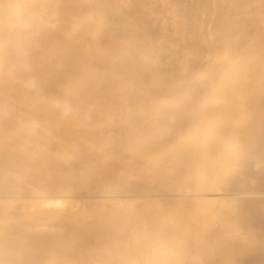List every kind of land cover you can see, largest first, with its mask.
I'll return each instance as SVG.
<instances>
[{
	"label": "bare ground",
	"instance_id": "1",
	"mask_svg": "<svg viewBox=\"0 0 264 264\" xmlns=\"http://www.w3.org/2000/svg\"><path fill=\"white\" fill-rule=\"evenodd\" d=\"M0 142V206L161 209L37 232L0 210V264H264V0H0ZM217 198L213 250L188 213Z\"/></svg>",
	"mask_w": 264,
	"mask_h": 264
},
{
	"label": "rangeland",
	"instance_id": "2",
	"mask_svg": "<svg viewBox=\"0 0 264 264\" xmlns=\"http://www.w3.org/2000/svg\"><path fill=\"white\" fill-rule=\"evenodd\" d=\"M0 145L2 143L0 142ZM3 146V145H2ZM160 159L159 157L157 158ZM100 168H104L106 163V159H99ZM102 160V161H101ZM67 194L76 195L78 192L75 187H68ZM160 202H150L148 201L146 204L142 203H130L128 207H116L114 210L116 213H110L109 211L103 210L101 207H87L85 205L81 206L76 212L73 214L69 212L68 209L63 205H58V209L49 208V205H39L37 203L29 205V204H21L16 199L3 202L0 206V210L3 211L5 219L4 222L7 223L10 227H15L16 229H26L31 232H37L45 227L46 222L55 219H62L66 221H73L80 217H100L103 220H114L118 217H122L124 215H130L135 213H141L144 210H154L152 215L158 217V212L160 209ZM99 206V205H98ZM103 206V205H100ZM235 205L233 202L221 201L220 198L216 200H212L209 202H204L199 205H192L191 209L188 213V221L191 226V234L194 235V239L200 243H209L206 244L207 248L215 249V241L214 237L218 231V229L225 222L228 221L229 217L224 215V212L228 209H232ZM4 233L3 231L0 234ZM4 255L0 254V258ZM7 257V256H5ZM9 256L6 258L4 264H9ZM86 258L80 256L78 258L77 264H82Z\"/></svg>",
	"mask_w": 264,
	"mask_h": 264
},
{
	"label": "clouds",
	"instance_id": "3",
	"mask_svg": "<svg viewBox=\"0 0 264 264\" xmlns=\"http://www.w3.org/2000/svg\"><path fill=\"white\" fill-rule=\"evenodd\" d=\"M33 14L23 3H16L11 7L5 23V29L10 33L27 30L32 23ZM66 114V113H65Z\"/></svg>",
	"mask_w": 264,
	"mask_h": 264
}]
</instances>
